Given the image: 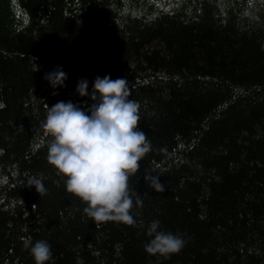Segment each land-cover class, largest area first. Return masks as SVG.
I'll return each mask as SVG.
<instances>
[{
  "label": "trees",
  "instance_id": "1",
  "mask_svg": "<svg viewBox=\"0 0 264 264\" xmlns=\"http://www.w3.org/2000/svg\"><path fill=\"white\" fill-rule=\"evenodd\" d=\"M0 0V264H264V0Z\"/></svg>",
  "mask_w": 264,
  "mask_h": 264
},
{
  "label": "rangeland",
  "instance_id": "2",
  "mask_svg": "<svg viewBox=\"0 0 264 264\" xmlns=\"http://www.w3.org/2000/svg\"><path fill=\"white\" fill-rule=\"evenodd\" d=\"M5 1V6H7V11H9L10 10V6H9V3H11L10 2V0H4Z\"/></svg>",
  "mask_w": 264,
  "mask_h": 264
}]
</instances>
